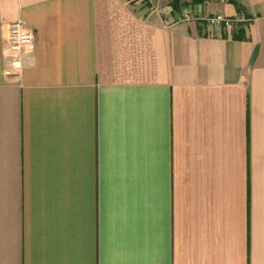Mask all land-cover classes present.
<instances>
[{"label": "crops", "instance_id": "0c3cea01", "mask_svg": "<svg viewBox=\"0 0 264 264\" xmlns=\"http://www.w3.org/2000/svg\"><path fill=\"white\" fill-rule=\"evenodd\" d=\"M148 4L0 0V264H264V0Z\"/></svg>", "mask_w": 264, "mask_h": 264}, {"label": "built area", "instance_id": "2783aa9c", "mask_svg": "<svg viewBox=\"0 0 264 264\" xmlns=\"http://www.w3.org/2000/svg\"><path fill=\"white\" fill-rule=\"evenodd\" d=\"M141 2H145L148 4V0H139ZM149 10L156 12L160 15H163L164 8L159 5L155 4H148ZM193 16L191 14H186L185 19L191 20ZM202 20L206 21L208 24L213 26H221L226 18L223 14H217L214 16H203L200 17ZM35 38V31L23 19H18L14 22H10L7 24L6 29V46L5 49L11 52L14 56H17L19 51H21L26 46H31L34 42ZM11 64L13 65L14 69H19L21 66V60L17 57L11 60Z\"/></svg>", "mask_w": 264, "mask_h": 264}]
</instances>
